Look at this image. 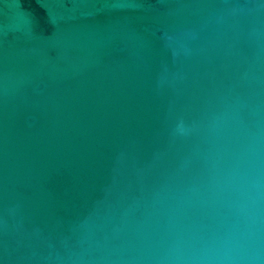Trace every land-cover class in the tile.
<instances>
[{"label": "water", "instance_id": "1", "mask_svg": "<svg viewBox=\"0 0 264 264\" xmlns=\"http://www.w3.org/2000/svg\"><path fill=\"white\" fill-rule=\"evenodd\" d=\"M0 264H264V0H0Z\"/></svg>", "mask_w": 264, "mask_h": 264}]
</instances>
